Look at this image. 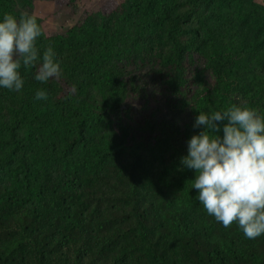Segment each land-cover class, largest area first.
<instances>
[{
  "label": "trees",
  "instance_id": "16d2710c",
  "mask_svg": "<svg viewBox=\"0 0 264 264\" xmlns=\"http://www.w3.org/2000/svg\"><path fill=\"white\" fill-rule=\"evenodd\" d=\"M38 1L0 0L62 70L0 87V264H264V235L209 216L180 162L199 112L264 116V2L118 0L48 33Z\"/></svg>",
  "mask_w": 264,
  "mask_h": 264
},
{
  "label": "clouds",
  "instance_id": "9594fccd",
  "mask_svg": "<svg viewBox=\"0 0 264 264\" xmlns=\"http://www.w3.org/2000/svg\"><path fill=\"white\" fill-rule=\"evenodd\" d=\"M42 35L35 15L25 13L19 19L4 15L0 21V87L23 88L21 65L39 63L35 80L41 83L62 76L52 47L42 55L37 47ZM35 98L46 100L48 94L37 90ZM220 122H225L222 137L217 135ZM201 126L203 130L187 142V155L180 161L195 171L191 181L199 203L225 228L235 223L248 239L264 235V116L247 105H232L210 115L199 112L193 127Z\"/></svg>",
  "mask_w": 264,
  "mask_h": 264
},
{
  "label": "rangeland",
  "instance_id": "374dc122",
  "mask_svg": "<svg viewBox=\"0 0 264 264\" xmlns=\"http://www.w3.org/2000/svg\"><path fill=\"white\" fill-rule=\"evenodd\" d=\"M263 1L264 0H260ZM118 0H82V6L75 8L70 0L38 1L33 8L34 14L44 18L47 32L67 29L89 12H106L117 6ZM83 17H81L82 19ZM167 113L161 116L165 117Z\"/></svg>",
  "mask_w": 264,
  "mask_h": 264
}]
</instances>
